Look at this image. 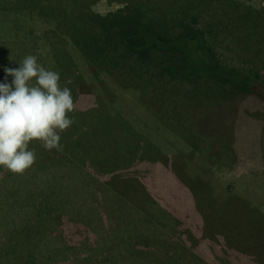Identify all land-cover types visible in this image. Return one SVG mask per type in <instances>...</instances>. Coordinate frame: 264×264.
<instances>
[{"label":"rangeland","instance_id":"rangeland-1","mask_svg":"<svg viewBox=\"0 0 264 264\" xmlns=\"http://www.w3.org/2000/svg\"><path fill=\"white\" fill-rule=\"evenodd\" d=\"M126 1L97 0L92 9L106 15ZM200 1L205 11L206 0ZM237 2L264 8V0ZM236 21L243 23L238 31L229 26L212 35L231 52L223 58L244 67L232 52L252 38L248 55L264 65V18L236 11ZM97 34L103 35L90 27L86 37ZM3 42L0 59L10 53L18 67L25 57ZM110 45L118 65L83 66L81 79L60 76L74 110L68 113L73 123L59 134L69 142L72 126L77 130L85 119L89 144L100 139L112 155L96 150L98 166L77 156L79 149L62 160L59 149L34 140L32 168L3 170L0 236L32 232L40 240L47 213L52 223L40 245L15 244V261L31 248L37 264H154L177 253V264H264V99L234 96L217 79L200 88L175 80L179 55H133ZM34 52L43 66H54L42 43Z\"/></svg>","mask_w":264,"mask_h":264},{"label":"trees","instance_id":"trees-1","mask_svg":"<svg viewBox=\"0 0 264 264\" xmlns=\"http://www.w3.org/2000/svg\"><path fill=\"white\" fill-rule=\"evenodd\" d=\"M96 3L97 0H0V44L4 45L6 43L3 41H10L12 53L15 52L21 57L27 55L37 57L34 50L38 47V43H42L47 51L46 57H53L54 63L51 69L44 66L46 69L56 71L63 77L69 75L80 79L82 77L79 70L83 66L98 65L108 70L109 66L118 65L114 62L111 47L113 45L110 44H114L118 50L131 52L133 55L147 53V57H151L161 54L170 58L179 55L181 58L174 76L175 80H185L192 84L193 88H200L211 79H217L215 81H218L222 88L224 86L226 89L230 88L234 96L257 95L264 99V65L259 59H252L248 55L252 48L246 49L254 43L252 38L240 40L238 47L232 52L237 59H241L240 63L244 66L241 68L226 62L227 59L222 55L228 50L219 46L216 37L212 36L217 29L220 31L223 27L230 26L236 31L242 28L241 21L234 22L236 11L255 14L261 19L264 18V8L256 9L251 5L240 4L237 0H206L204 11L200 0H173L171 8L168 5L170 0L165 2L128 0L124 8L100 15L92 9ZM90 27L103 35L97 34L93 41L88 40L86 36ZM176 42H184V47L179 49L175 46ZM220 47L224 48L221 54ZM9 54L0 59L2 81L5 77V67L16 68L11 64L17 57L11 58ZM68 54L71 55L70 60L67 59ZM247 56L251 59L244 60ZM38 62L40 63L39 60ZM11 79L12 77L9 76L8 81ZM83 120L78 123L77 130L72 126L74 130L72 129V139L69 142H66L65 138H60V147L57 149L62 156L64 155L62 160L68 159L69 155L79 149L80 153L77 156L85 157L89 159L88 161L92 160L98 166L96 150L108 149L107 153L110 151L100 139L97 146L94 143L89 144V135L93 136V133L88 129L89 127L83 126ZM83 140L88 142L83 144ZM36 155L35 153V157ZM111 155L110 153L109 156ZM45 163L40 162L37 165H42L41 169H45ZM0 169V177H2L5 175L4 168ZM102 182L107 184L106 181L102 180ZM40 218H45L43 212H40ZM45 219V230L39 235L40 240L31 239L32 232L17 237L12 233L11 238L4 237L7 232L1 235L0 264H37V250L31 248L22 255H16L15 261V244L22 243L28 247L27 244L33 242L34 245H40L42 238L48 233V224L52 225L49 222L50 214L47 213ZM28 228H31L30 225L25 228L24 233ZM91 233H94L93 230ZM70 250L72 251L73 248L70 247L67 251ZM174 257L181 258V254H173L166 259H156L154 264L172 262L177 264ZM19 259L22 261H18ZM84 263L91 264L92 260L84 259Z\"/></svg>","mask_w":264,"mask_h":264},{"label":"clouds","instance_id":"clouds-1","mask_svg":"<svg viewBox=\"0 0 264 264\" xmlns=\"http://www.w3.org/2000/svg\"><path fill=\"white\" fill-rule=\"evenodd\" d=\"M18 64L5 67L0 81V168L13 174L34 164L32 141L49 150L59 147V133L73 123L68 113L74 110L71 90L60 86L58 72L46 69L34 55Z\"/></svg>","mask_w":264,"mask_h":264},{"label":"crops","instance_id":"crops-1","mask_svg":"<svg viewBox=\"0 0 264 264\" xmlns=\"http://www.w3.org/2000/svg\"><path fill=\"white\" fill-rule=\"evenodd\" d=\"M5 176V175H4Z\"/></svg>","mask_w":264,"mask_h":264}]
</instances>
